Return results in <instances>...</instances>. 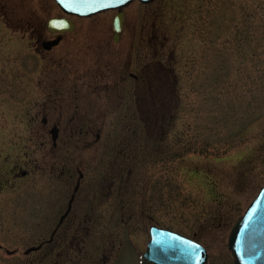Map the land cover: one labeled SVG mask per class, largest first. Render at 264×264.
I'll return each mask as SVG.
<instances>
[{
    "label": "rangeland",
    "instance_id": "rangeland-1",
    "mask_svg": "<svg viewBox=\"0 0 264 264\" xmlns=\"http://www.w3.org/2000/svg\"><path fill=\"white\" fill-rule=\"evenodd\" d=\"M121 10L118 42L105 10L44 50L56 2L0 0V264H148L150 225L233 264L264 184V0Z\"/></svg>",
    "mask_w": 264,
    "mask_h": 264
},
{
    "label": "water",
    "instance_id": "water-1",
    "mask_svg": "<svg viewBox=\"0 0 264 264\" xmlns=\"http://www.w3.org/2000/svg\"><path fill=\"white\" fill-rule=\"evenodd\" d=\"M61 10L68 15L76 16H90L98 12L108 9H121L133 0H104L107 4L106 7H101L95 3H77L74 0H54ZM142 3H150L153 0H139ZM124 23V12L119 11L112 22L113 25V40L119 41L120 33ZM46 27L49 32H58L62 34L74 29L75 24L73 20L68 17H51L46 21ZM61 40V35L49 40H43L41 46L50 50L56 46ZM53 144H56L58 137V127L52 126L49 130ZM78 189V184L74 187V192ZM74 199V193L70 197L67 205V209L60 216V220L56 228L52 231L48 240L33 245L24 250L25 254L31 251L38 250L43 243L51 242L54 233L63 219L67 216L72 207V201ZM249 216L252 217L249 220ZM248 224V228L245 229V224ZM243 230V231H242ZM150 239L147 243L145 252L143 253V259L152 264H206L208 259V253L206 248L193 239L180 234L178 232L161 228L156 225H151L149 228ZM160 234H170L178 237L182 240L189 241L192 245L199 246L198 256L190 255L187 251H181L183 246L179 247H165L156 241L159 240ZM228 249L234 258V264H264V185L256 195V197L250 202L242 217L233 225L229 237H228ZM8 253L14 251L6 250Z\"/></svg>",
    "mask_w": 264,
    "mask_h": 264
},
{
    "label": "snow or ice",
    "instance_id": "snow-or-ice-1",
    "mask_svg": "<svg viewBox=\"0 0 264 264\" xmlns=\"http://www.w3.org/2000/svg\"><path fill=\"white\" fill-rule=\"evenodd\" d=\"M74 2L77 3H95V4H99L101 7H106L107 4L104 3V0H74ZM252 217L249 216V220H251ZM248 224H245V229L248 228ZM243 231V230H242ZM157 243L162 244L165 247H179V246H183L181 248V251H187L190 255L195 256L196 259H199L198 256V252H199V246L198 245H192L191 242L189 241H185L182 240L178 237L172 236L170 234H160V238L158 241H156Z\"/></svg>",
    "mask_w": 264,
    "mask_h": 264
},
{
    "label": "flooded vegetation",
    "instance_id": "flooded-vegetation-1",
    "mask_svg": "<svg viewBox=\"0 0 264 264\" xmlns=\"http://www.w3.org/2000/svg\"><path fill=\"white\" fill-rule=\"evenodd\" d=\"M55 36H56V33H55ZM43 121L46 122V119L44 118ZM82 176H83V174H82L81 172H79V177H78V179H77V181H76V184H75V186L78 184V189H79V185H80V179L82 178ZM78 189L75 191L74 199H75V195H76V192L78 191ZM73 192H74V189H73ZM73 192L71 193L70 197L72 196ZM70 197H69V199H70ZM69 199H68V201H69ZM73 201H74V200H73ZM67 204H68V202H67ZM72 205H73V202H72ZM71 209H72V207H71ZM71 209H70V211H71ZM70 211L68 212L67 216L63 219V221L61 222V224L59 225V227L56 229V231H55V233H54V236H55V234L57 233V231H58V229L60 228V226L63 224L64 220L68 217ZM61 215H62V214H61ZM61 215H60V216H61ZM60 216H59V218H60ZM58 221H59V220H58ZM55 227H56V225H55ZM55 227H54V228H55ZM54 236H53V239H54Z\"/></svg>",
    "mask_w": 264,
    "mask_h": 264
}]
</instances>
